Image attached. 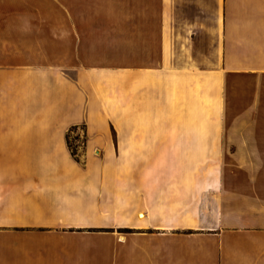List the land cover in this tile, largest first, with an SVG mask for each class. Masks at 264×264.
Returning a JSON list of instances; mask_svg holds the SVG:
<instances>
[{
    "label": "crops",
    "instance_id": "0c3cea01",
    "mask_svg": "<svg viewBox=\"0 0 264 264\" xmlns=\"http://www.w3.org/2000/svg\"><path fill=\"white\" fill-rule=\"evenodd\" d=\"M106 71L130 73L131 119L154 117L158 87L201 119L203 88L218 86L233 89L222 104L258 87L264 121V0H0V264H264V127L223 133L242 138L203 222L202 186L168 169L156 189L149 155L140 196L134 152H154L155 131L112 141L92 83ZM76 124L82 162L68 145ZM182 132L195 146L174 148L196 160L202 129Z\"/></svg>",
    "mask_w": 264,
    "mask_h": 264
},
{
    "label": "rangeland",
    "instance_id": "374dc122",
    "mask_svg": "<svg viewBox=\"0 0 264 264\" xmlns=\"http://www.w3.org/2000/svg\"><path fill=\"white\" fill-rule=\"evenodd\" d=\"M93 85L97 86L104 98H106V121L105 127L114 143L120 140L129 145L132 140H142L146 143L147 136L143 135H130V130L140 132L141 129H152L155 131V151L148 153L147 151H140L135 154L139 161L136 166L138 171L139 184L138 192L140 196L146 192L145 190V177L147 176V156H151L150 160H153V170L155 176V187L159 190L163 188V182L161 180L163 175L168 169L170 174L179 173L185 170L186 177L190 178L192 175L194 181H196L197 189L202 186V205H203V222H208L211 218L212 207L214 206V200L217 194L218 181L222 175H225L226 157L230 153L231 147L228 143L232 139H241V136L225 135L226 131L230 129H249L264 127V121L259 119V104H258V87H248L237 89L239 91L238 103H223L222 96L227 97L228 92H232L231 88H222L218 86L203 88L202 90V117L201 119L194 118V114L191 113L195 110L194 103H171L163 87H158L150 90V94L154 96V104L151 109L154 112V117L150 119H131L130 116V73L129 72H115L106 71L100 73H94L92 81ZM188 92V97H191ZM233 93V92H232ZM232 95V94H231ZM234 96V95H232ZM226 99V98H225ZM117 101V103H116ZM200 107V106H199ZM184 113L186 117L184 118ZM190 113V114H188ZM192 115V116H190ZM194 128H201L203 135L201 137L202 147L201 151L197 152V159L192 156V160L189 158L190 152L176 151L174 145L180 144L181 148L184 144L188 147L195 146V136H184L178 133L187 129V133ZM120 134V136L116 135ZM86 127L85 125H73L68 129V145L70 153L74 159L78 162L84 160L85 152L82 150L85 141ZM179 141V142H176ZM186 142V143H185ZM170 153L166 151L167 147L164 144H170ZM179 149V148H178ZM183 149V148H182ZM96 150V149H95ZM98 153V151H97ZM123 159H131L133 152L126 151L121 153ZM168 154L171 158L168 161ZM173 154L182 156V163L175 162L178 157H172ZM194 155V153H193ZM175 159V160H174ZM136 164V163H135ZM167 170V171H166ZM165 171V172H164ZM176 171V172H175ZM178 175V174H177ZM192 179V180H193ZM166 185V184H165ZM192 182L193 188L196 186ZM129 191L130 183L125 184ZM136 186V185H135ZM192 188V189H193ZM194 191V190H193ZM141 201V200H140ZM141 210V209H140ZM146 208L139 212L146 215ZM138 212V214H139ZM146 215V216H145ZM136 218V216H135ZM141 218V219H143ZM107 221L113 217L106 216ZM109 224V223H108ZM89 230H99L89 229ZM100 230L107 233L115 234V226L107 225ZM131 228H123L118 230L119 232L131 231ZM134 230V229H133Z\"/></svg>",
    "mask_w": 264,
    "mask_h": 264
}]
</instances>
